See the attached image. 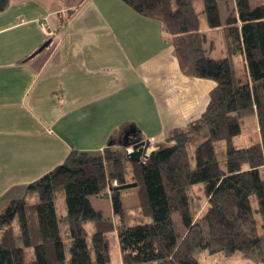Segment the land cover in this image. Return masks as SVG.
<instances>
[{
  "label": "trees",
  "instance_id": "obj_1",
  "mask_svg": "<svg viewBox=\"0 0 264 264\" xmlns=\"http://www.w3.org/2000/svg\"><path fill=\"white\" fill-rule=\"evenodd\" d=\"M121 1L162 25L185 77L216 84L209 105L199 120L168 133L140 163L118 144L129 127L124 126L112 136L115 146L100 153L72 151L38 180L9 190L0 199V264H203L204 257L215 264H264V4L202 0L210 29L223 27L221 3L235 5L227 21L230 56L212 59L195 0ZM8 6L9 0H0V13ZM240 57L241 76L235 65ZM251 122L259 140L245 144L244 129ZM137 139L143 140L139 131ZM127 184H138L139 190L132 226L121 201L120 188ZM92 197L112 200L113 219L94 208ZM88 222L97 227L92 248ZM27 249L33 250L30 261Z\"/></svg>",
  "mask_w": 264,
  "mask_h": 264
},
{
  "label": "crops",
  "instance_id": "obj_2",
  "mask_svg": "<svg viewBox=\"0 0 264 264\" xmlns=\"http://www.w3.org/2000/svg\"><path fill=\"white\" fill-rule=\"evenodd\" d=\"M228 6L220 4L226 42ZM202 34L215 59L216 43ZM215 87L185 77L162 25L121 0H9L0 13V199L72 151L102 152L124 126L155 151L201 118Z\"/></svg>",
  "mask_w": 264,
  "mask_h": 264
},
{
  "label": "rangeland",
  "instance_id": "obj_3",
  "mask_svg": "<svg viewBox=\"0 0 264 264\" xmlns=\"http://www.w3.org/2000/svg\"><path fill=\"white\" fill-rule=\"evenodd\" d=\"M251 3H252L253 7L254 6H259V5L264 4V0H251ZM195 6H196L197 14H198V17H199V21H200V30H201V32L204 31V30L207 31V33L209 34L208 36H211V37H208V39H210L211 41L216 43L217 49L214 50L213 58L220 59V58L229 57L230 55H229V52H228V43L224 40V37H222V33L219 32V29H210L208 27V25H207L206 18H205V15L203 13L204 5H203L202 0H195ZM222 13H223L222 18H223L225 16L224 9L222 10L221 14ZM222 45H223V47H222ZM236 45H237V41L235 40L234 35H231L230 46L234 49L236 47ZM222 50L225 51V54L222 53ZM242 60H243L242 57L235 59V65H236L237 71H239V76L242 75V71L245 69ZM243 136H244L243 137V142L245 144H248V143L250 144V140H253V141H258L259 140V131H258V128L255 126L254 123L251 122V124L248 123L246 125V127L244 129ZM139 140H140V142H146V141L148 142V140H146V141L141 140V139H139ZM204 140H205V137H203L201 140H199L198 143H196L195 145L191 146L189 148V153L192 154L194 152V150L196 149V147L199 144H201ZM153 143L155 144L154 140L151 141V143H149V148L147 149V155L152 153L151 151H149V149L150 150L152 149V144ZM116 148L121 149L119 147H116ZM128 150L129 151L133 150L132 153L135 152L133 146H131V145H130V147L126 148V151H128ZM222 155H223V151L221 149L220 157ZM127 179H128V181H130L129 178H127ZM113 186L117 187L118 183H116V185L114 183ZM91 201L93 203L94 208L97 211H101L105 218L113 219L112 200L111 199H108V198H106V199H97L95 197H92ZM121 201H122V204H123V207H124V210H125L126 224L128 226H132V225L136 224L137 221L134 220L135 217L138 216L136 208L140 205L138 187L134 188V189L121 191ZM252 206H253V209L257 208V202H256V199H254V198L252 199ZM63 207H64L63 203L60 200H57V209H58V212L60 214H63V211H62ZM179 219H180L179 216L176 215L175 220L177 222V227L179 228V233L183 235L184 234V230L181 228ZM257 220L259 222V230L262 231V228H261V226L263 224L262 219L259 216H257ZM15 225H16V229H17V232H18V229H19L18 223L15 222ZM85 229H86V233H87V243H88L89 247L92 248V236L94 235V233L97 232L96 224L94 222H88L85 225ZM63 236L65 238L66 252H67V255L69 256L70 255L69 254L70 253L69 252L70 242H69L68 239H66V231L64 229H63ZM25 254H26V258H27L28 261H30V260H32L34 258V254H33V250L32 249H27L25 251ZM241 261H243V260H239L235 264H239V262H241ZM202 263L203 264H215V263H212L211 261H209L205 257L202 258Z\"/></svg>",
  "mask_w": 264,
  "mask_h": 264
},
{
  "label": "water",
  "instance_id": "obj_4",
  "mask_svg": "<svg viewBox=\"0 0 264 264\" xmlns=\"http://www.w3.org/2000/svg\"><path fill=\"white\" fill-rule=\"evenodd\" d=\"M50 44H51V41H48L41 47V49H39L38 52L40 53L44 51L46 48L50 46ZM137 133H138V130L135 126L129 127L125 131L122 140H120L118 144L122 145L125 148L130 147V145L133 146L135 152L132 154H128V155L133 162L140 163L142 158L147 159L149 156L147 155V149L149 148V143L147 141L140 142V140L137 139ZM115 145H116V142L113 140L108 143L109 147H113ZM137 187H138V184H127V185L122 186L120 190L125 191L129 189H134Z\"/></svg>",
  "mask_w": 264,
  "mask_h": 264
},
{
  "label": "built area",
  "instance_id": "obj_5",
  "mask_svg": "<svg viewBox=\"0 0 264 264\" xmlns=\"http://www.w3.org/2000/svg\"><path fill=\"white\" fill-rule=\"evenodd\" d=\"M132 152H133V150H131V151L128 150V151H127L128 154H132ZM114 183H115V185H116L117 182H114Z\"/></svg>",
  "mask_w": 264,
  "mask_h": 264
}]
</instances>
